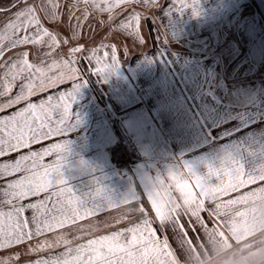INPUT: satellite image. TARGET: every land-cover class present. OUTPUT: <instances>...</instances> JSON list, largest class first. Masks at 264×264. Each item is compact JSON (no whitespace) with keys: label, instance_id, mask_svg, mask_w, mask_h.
Returning <instances> with one entry per match:
<instances>
[{"label":"crops","instance_id":"0c3cea01","mask_svg":"<svg viewBox=\"0 0 264 264\" xmlns=\"http://www.w3.org/2000/svg\"><path fill=\"white\" fill-rule=\"evenodd\" d=\"M52 2L57 5L52 9L57 19L42 14L40 19L58 36L59 44L53 57L46 59L69 60L78 70L77 82L84 81L72 104L73 127L67 135H53L7 152L0 156V165L66 140L61 172L77 194L92 193L99 186L114 200L133 193L137 199L2 247L0 259L12 257L9 264H32L64 251L62 241L49 247L61 235L75 246L126 229L147 216L156 237L168 241L169 255L161 258V264H261L264 255L258 259L253 252L264 246V172L259 167L264 152V0H185L187 7L181 0H168L164 13L156 7L164 0H130L105 13L83 2L71 9L75 0ZM86 7L87 14L82 11ZM73 13L78 20L70 19ZM12 16V11L0 12V36L7 35L2 26ZM3 43L7 48L6 39ZM38 47L6 50L3 59L29 51V61L39 62L34 55ZM72 48L82 50L72 53ZM113 49L118 61L115 70L94 74L97 67L111 64ZM72 83L65 80L37 92L0 111V117L68 91ZM18 93L19 82L8 95L0 96V104ZM117 143L131 151L128 171L110 161L109 150ZM226 153L244 164V182L185 205L176 181L168 178L169 170L184 172L181 166L187 164L203 175ZM54 159L45 155L40 163ZM25 163L31 167L30 161ZM25 174L0 176V190ZM157 176L165 188L172 185L169 190L178 204L165 216L163 227L144 191ZM189 184L192 187L194 180ZM192 191L198 190L192 187ZM45 195L19 202L25 206L21 217L29 221L30 231L35 230L34 210L27 205ZM6 199L0 192V204ZM2 210L9 211L10 206L3 204ZM2 219L8 222L7 217Z\"/></svg>","mask_w":264,"mask_h":264},{"label":"snow or ice","instance_id":"6c2138e0","mask_svg":"<svg viewBox=\"0 0 264 264\" xmlns=\"http://www.w3.org/2000/svg\"><path fill=\"white\" fill-rule=\"evenodd\" d=\"M81 2L99 13H105L111 12L113 7L121 3H129L130 0H75L71 4V9H76ZM181 4L187 7L185 0H181ZM56 7L52 0H47V3L42 0L39 4L29 3L28 0H16L15 3L13 0H0V12H13V16L2 26L3 32L7 35L0 36V83H2L0 96L8 95L19 82V93L6 103L0 104V111L65 80L73 82L68 91L60 92L55 97L49 96L47 100H41L39 104L28 103L26 107L13 114L0 117V156L53 135H67L73 127L72 104L84 81L77 82L78 70L70 66L69 60L53 58L49 62L46 59L53 57L59 40L58 36L49 31L40 19L42 14L49 20L55 21L57 16L52 9ZM156 7L164 13V9L168 7V0L157 3ZM82 11L87 14V7ZM193 13H196L195 7H193ZM70 19L78 20L79 18L73 13ZM136 19L138 20L139 17ZM4 39L7 40V48L4 46ZM30 45L40 46L34 52L39 62L29 61V51H21L14 57L3 59L6 50ZM43 47H47L48 51H41ZM81 50V48H72L71 52L78 53ZM105 56L107 57L108 53H105ZM110 59L111 64H105L104 68L97 67L94 74L114 71L118 65L114 49ZM96 63L100 64V59H97ZM49 72L54 74L48 75ZM67 151L68 142L63 140L51 144L40 152L22 155L14 163L0 165V176L21 171L26 173L0 190L4 197H8L0 204V248L21 243L25 238L34 234L39 235L56 226L63 227L69 222L76 224L77 221L96 215L110 207H119L137 199V195L133 193L125 198L114 200L106 194L104 188L99 186L92 193L77 194L72 187L68 186L61 172L64 154ZM45 155H54L55 159L50 164H42L40 161ZM249 155L254 157L256 154ZM260 156L262 159L259 167L264 172V152ZM28 161L31 162V167L25 163ZM181 167L185 170L184 172H178L176 169L169 170L168 178L176 181L175 187L181 193L185 205L199 203L219 193L226 186H238L245 180L244 164L232 153H226L215 166L209 164L206 174L203 175L195 172L190 165L185 164ZM185 176L188 179H184ZM213 177L215 182L212 180ZM248 179L254 178L249 176ZM181 180L184 182L181 183ZM190 180H194L192 187L197 189V192L192 191ZM261 182H264V177L261 178ZM171 187L172 185H169L165 188L164 180L157 176L144 188L162 227L165 216L171 215L178 207L169 190ZM160 189H163V192ZM41 193L46 194L42 200L27 205V208L34 210L31 218L32 224L35 225L33 232L28 230L29 221L21 217L25 206L19 202ZM3 204L10 206V210L3 211ZM139 211L143 213L142 208ZM4 217H7V223H4L2 219ZM84 230L85 227L81 226L80 231ZM61 241L65 246L64 251L54 257L38 259L32 264H161V258L169 255L167 239L160 241L156 237V232L147 216H144L140 223L132 224L126 229L91 238L86 243L75 246L61 235L57 238V243L49 247L59 246ZM11 259L13 258L0 259V264H9ZM15 259H19L18 254Z\"/></svg>","mask_w":264,"mask_h":264},{"label":"built area","instance_id":"2783aa9c","mask_svg":"<svg viewBox=\"0 0 264 264\" xmlns=\"http://www.w3.org/2000/svg\"><path fill=\"white\" fill-rule=\"evenodd\" d=\"M110 160L121 170H128L129 164L131 161V152L129 148L122 144L118 143L110 149Z\"/></svg>","mask_w":264,"mask_h":264},{"label":"rangeland","instance_id":"374dc122","mask_svg":"<svg viewBox=\"0 0 264 264\" xmlns=\"http://www.w3.org/2000/svg\"><path fill=\"white\" fill-rule=\"evenodd\" d=\"M263 77V76H262ZM258 251H255V252H253V254H254V256L256 257V258H263V255H264V246H261V248H259V249H257ZM261 262V264H264V260H263V262H262V260L260 261ZM260 264V263H259Z\"/></svg>","mask_w":264,"mask_h":264}]
</instances>
